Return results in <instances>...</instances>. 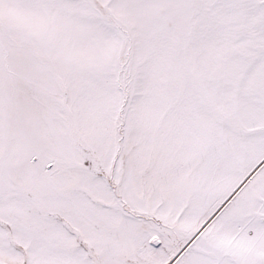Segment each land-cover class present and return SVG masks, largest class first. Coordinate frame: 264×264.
Listing matches in <instances>:
<instances>
[{"label": "snow or ice", "instance_id": "obj_1", "mask_svg": "<svg viewBox=\"0 0 264 264\" xmlns=\"http://www.w3.org/2000/svg\"><path fill=\"white\" fill-rule=\"evenodd\" d=\"M0 264H264V0H0Z\"/></svg>", "mask_w": 264, "mask_h": 264}]
</instances>
